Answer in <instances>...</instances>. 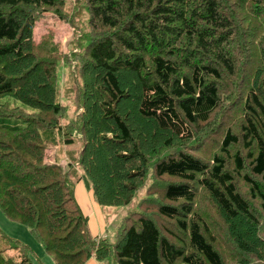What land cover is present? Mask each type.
I'll use <instances>...</instances> for the list:
<instances>
[{"label": "trees", "instance_id": "obj_1", "mask_svg": "<svg viewBox=\"0 0 264 264\" xmlns=\"http://www.w3.org/2000/svg\"><path fill=\"white\" fill-rule=\"evenodd\" d=\"M87 2L91 28L113 35L99 36L87 49L98 78L86 87L96 91L69 133L59 120L56 91L43 88L55 79L56 57L42 59L35 80L25 84L19 78L27 53L38 56L31 42L33 16L24 10L58 8L59 0H0V59L17 66L10 78L0 70V98L19 111L16 117L27 118L0 119V213L27 228L54 264H86L92 258L100 264H226L194 213L196 184L233 226L235 244L246 256L241 264H264L260 220L236 182L241 178L250 187L264 212V95L251 91L241 135L228 132L221 148L226 156L242 144L248 166L240 153L233 171L220 157L210 166L184 153L152 163L147 155L157 154L149 138L164 135L168 149L190 142L193 127L220 110L225 75L237 73L236 20L228 6L222 0ZM133 100L125 110L124 102ZM132 111L144 123V134L130 126ZM149 126L156 130L150 136ZM74 132L84 145L65 170L56 156L48 161L47 153L74 144ZM150 165L157 178L181 180L165 190L171 204L159 206V214L179 231L165 227L164 235L152 219L138 215L115 243L94 237L76 198L77 184L84 181L103 209L126 207ZM77 168L82 176H76ZM239 220L248 235L241 233ZM0 264H33L32 251L0 230Z\"/></svg>", "mask_w": 264, "mask_h": 264}, {"label": "rangeland", "instance_id": "obj_2", "mask_svg": "<svg viewBox=\"0 0 264 264\" xmlns=\"http://www.w3.org/2000/svg\"><path fill=\"white\" fill-rule=\"evenodd\" d=\"M59 3L58 8H26L24 10L33 16L34 28L31 42L34 50L38 51V56L27 53L30 59L23 66L21 70L23 74L19 78L25 84L35 80L40 75L42 68L38 69V65L42 59L45 61L46 58L49 61L54 60L49 56L56 57L55 79L50 81L48 86L42 85L47 91L49 89L56 91L57 102L62 108V114L59 117L60 123L62 127L69 125V128L66 127L67 131L72 133V129L75 127L73 125L79 122L86 113L87 101L92 99L93 92L96 91V89L91 90L86 87L87 83L90 84L98 78V70L95 65L89 58L85 57L87 56V49L93 44L92 41L99 36L112 37L113 34L112 32L95 31L91 28V14L87 0H59ZM222 3L228 6V11L236 20L235 47L237 50L235 61L237 73L235 76L225 75L221 84L222 106L208 123L193 127L194 139L192 141L175 142L174 147L168 149L163 145L166 139L164 135L155 134L157 141L148 139L153 143V147L156 146L157 148L156 155L147 154L151 163L159 156L166 159L168 156L184 153L210 166L214 165L213 159L215 157H220L225 160L227 170L233 171L236 168L235 155L240 153L248 166V152L242 144L232 147L231 153L226 156L221 153V148L228 132L241 135L245 104L251 91L264 95V60L261 55V51H263L264 57V0H222ZM16 67L14 61H2L0 59V70L9 75V78L16 72ZM84 69H87L86 73ZM123 76L127 77V73ZM133 95L137 96L135 92ZM5 101L7 99L0 98V119L10 117L17 118L19 121L27 120L25 116L16 117V113L19 111L4 105ZM133 105H135V100L124 102V109L132 108ZM136 117L135 113L131 115L130 126H133L132 128L136 130L137 135L139 133L144 134L147 132L144 123ZM149 128V136L151 132L156 133L154 127L149 126ZM73 138L74 144L70 146L51 148L47 153L48 161H52L56 156L63 162L61 164L67 170L68 163L74 162L79 157L84 145L81 135L74 132ZM127 148L131 149V146ZM151 150L149 149L147 152H152ZM77 169L76 176H82L81 171H79L80 168ZM144 170L146 172L145 179L134 194L130 205L103 209L96 202L101 209L97 212L92 209V205L88 207L93 212L91 216L93 224L89 225L91 233L94 230L96 214L99 212H101L99 224L104 222L105 230L102 233L103 237L98 238L108 239L111 243L120 240L123 229L129 227L132 222H137L138 215L152 219L164 235H166L163 231L165 227L177 229L175 222L165 219L159 214V206L171 204L165 199V190L171 184L180 183L181 180L167 176L157 178L152 166ZM236 182L239 191L260 220L258 238L264 241L262 202L260 199L252 198L250 187L241 178H238ZM79 184L76 186V198L80 205L86 209V204L82 203L81 200L80 190H84V193L88 194L89 189L84 181ZM191 186L197 191L194 213L200 217L206 237L211 242L213 239L215 240V247L226 264H241L246 256L238 250L235 244L233 226L226 221L219 207L202 188L198 189L196 184ZM261 186L264 188L263 184ZM90 194L93 195L91 191ZM88 208L86 210H89ZM236 223L240 225L238 226L241 228V233L248 235L247 227L243 225V222L239 220ZM0 230L9 238L31 249L33 264H54L52 257L43 250L27 228L9 220L2 213H0Z\"/></svg>", "mask_w": 264, "mask_h": 264}, {"label": "crops", "instance_id": "obj_3", "mask_svg": "<svg viewBox=\"0 0 264 264\" xmlns=\"http://www.w3.org/2000/svg\"><path fill=\"white\" fill-rule=\"evenodd\" d=\"M63 163V162H62ZM63 165V164H62ZM80 185V184H79ZM80 192H81V195H82V198H81V200H82V203H85L86 204V206L85 207H89V206H91L92 205V209H94L95 210V212H97V210H99L100 209V207L97 205V203H96V200H95V197H94V195H92V194H90V191L88 190V194L86 193H84V190H80ZM76 196H77V192H76ZM78 201V200H77ZM79 203V202H78ZM80 204V203H79ZM81 206V205H80ZM81 208H82V210H83V212L89 217V225H91V224H93V222H92V220H91V216H92V214H93V212H92V209H89V210H86V209H84L82 206H81ZM101 210V209H100ZM95 214V213H94ZM101 214V212H99V213H97L96 214V218H95V222H94V230H93V232L91 233L94 237H103L102 236V233H103V231L105 230V228H104V225H105V223H104V225H103V223L100 225L99 224V222H100V220H99V216H101L100 215ZM98 218V220H96ZM103 218V217H102ZM86 264H100L99 262H97L94 258H92V259H90Z\"/></svg>", "mask_w": 264, "mask_h": 264}]
</instances>
